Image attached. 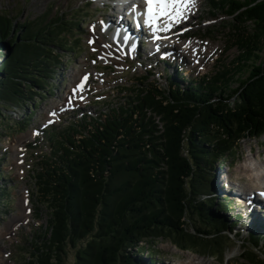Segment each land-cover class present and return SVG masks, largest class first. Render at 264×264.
Masks as SVG:
<instances>
[{"label": "trees", "instance_id": "1", "mask_svg": "<svg viewBox=\"0 0 264 264\" xmlns=\"http://www.w3.org/2000/svg\"><path fill=\"white\" fill-rule=\"evenodd\" d=\"M209 10L229 17V40L239 48L231 64L200 80L178 74L168 88L138 81L143 87H124L106 114L75 116L44 131L47 150L39 146L32 178L47 219L19 247L27 252L24 264H66L70 250L74 264H142L136 256L146 252L151 264L161 239L226 259L234 224L215 211L211 194L215 171L241 141L264 136V0H210ZM52 14L17 24L0 12V122L22 111L18 123L26 130L28 108L52 91L64 57L82 46V19ZM9 188L0 187V206H10ZM36 210L40 221L42 208ZM198 212L204 228L191 219ZM246 239L241 259L264 264V235L252 231Z\"/></svg>", "mask_w": 264, "mask_h": 264}, {"label": "rangeland", "instance_id": "2", "mask_svg": "<svg viewBox=\"0 0 264 264\" xmlns=\"http://www.w3.org/2000/svg\"><path fill=\"white\" fill-rule=\"evenodd\" d=\"M208 4L209 0H199L193 6L192 16H190L191 21L185 26L183 34L180 37L171 38L170 43L166 45L169 51L166 54L167 59L165 61L167 62L158 60L159 57L157 56L144 64L141 62L145 61V58L138 61H127L129 65L124 64L121 66L122 68L110 70L107 77L105 76L106 79H103L100 78V75H97V72L103 70L102 66L105 62L96 61L97 63L92 66L93 62L91 60H98L99 51L97 52L93 44H89V40L91 39L89 28L91 24H97L102 18L111 14V10L108 7H104L103 3L99 0H0V12L9 14L17 24L35 19L45 12L53 13L51 17L58 12L60 14L69 13V17L75 14L78 19H84L80 23V27H83L82 32H80L82 35L78 36L82 37L80 53L77 50L75 55L78 54V56L72 57L69 61V66L66 68L67 70L61 71V73L65 72V80L58 79L56 81L58 82L57 88L52 85L51 93H53L44 96L43 99H38L29 127L24 130L19 125L18 122L23 120L25 115L22 111L19 112L18 110L11 111L9 117L0 122V160L3 161L4 159L1 167L5 170V172H1L0 174H9L5 181L0 180V187L7 184L10 187L9 192L11 195L10 206L6 207L4 204L0 206V264H24L27 252L20 250L19 247L22 245L28 246L26 237L35 226L38 227L45 223L47 219L45 206L37 204L34 199L33 192L35 191V186L32 178V169L35 165L36 155L40 154L41 148L46 146L40 144L41 148L38 146L36 149H29V144L37 143L34 141V135L30 132L31 127L37 122H43L47 118V113L50 109H59L57 105L61 102L59 97L62 95L61 91L64 92L65 88L71 83L74 74H76V78H79V73L82 71L86 72L87 70H82L86 67L92 72V76L100 79L99 81L95 80L94 84L90 83L92 88L88 91L89 97L93 95L94 97L102 96V98L108 99L113 95L115 96L119 90L124 92L123 87H135L137 85L138 87H143L138 81H145L146 84L159 88H168L170 73H183L187 77V80L201 79V77H206L215 72L217 67L231 64V61L238 56L239 48L238 46H233V43L229 40V30L225 25V22L229 21V17L222 12L212 15L209 12ZM174 43L192 44L195 46V53L184 52L183 54L180 49L175 51L173 49ZM66 60L67 57H64V61ZM186 84L182 83V87H185ZM54 88H56V91H54ZM123 95L126 94L123 93ZM115 97L114 99H116ZM233 100L234 98L230 99L231 102ZM94 105L101 106L102 108L105 107L102 100H95ZM84 106L82 105V107ZM80 110L96 115V111L100 109L95 108L91 110L90 108H82ZM252 152L260 154V159L264 161V136L259 139L246 138L241 141L236 153L222 167L220 166V181L224 179V176H228L230 181L233 180V182L240 186L249 183V179L245 173L241 172L240 166L245 163ZM6 171L9 173H6ZM209 173V171H207V174L203 172L204 175H208L210 178ZM214 191L216 196L212 197V201L214 202L215 211L219 213L218 204L220 199L225 198V196L220 195L217 197L219 189L216 188V183ZM221 191L222 188L220 186ZM25 193L29 196L27 205L30 206V218L28 220H19L17 217L13 218L15 215L19 216L22 211L20 203ZM227 199L230 201L231 198L228 197ZM224 205L227 206L225 203ZM37 206L42 208L39 212V222L36 221ZM232 207L228 211L224 210L225 213L232 214L233 218L228 215L230 217L229 223H236L231 233L226 232L229 233L228 237H230V241L225 260L221 261L211 255H201L179 250L170 241L161 239L155 243L159 256H156L157 262L154 264H182L189 262L191 259H196L197 262L204 264H246L241 259V250L245 244V240H247L248 231L251 229L250 226V229L247 228L248 218L260 220L264 224V213H262V216L254 218L251 211L248 218L245 221H241L236 220L235 216L240 215V217H243L242 212L246 206L239 203V208ZM191 219H193L194 226H202L204 228V219L199 212L192 215ZM257 252L258 254H263L264 250H262L263 253ZM143 255H138L136 258L139 260L142 258L141 261L144 262L146 257ZM74 263L75 253L73 250H70L66 264Z\"/></svg>", "mask_w": 264, "mask_h": 264}, {"label": "bare ground", "instance_id": "3", "mask_svg": "<svg viewBox=\"0 0 264 264\" xmlns=\"http://www.w3.org/2000/svg\"><path fill=\"white\" fill-rule=\"evenodd\" d=\"M196 2H199V0H193V5H195ZM140 8H141V3L139 2V0H134L133 9L136 10ZM191 11H192V7L185 14L186 17L191 13ZM97 37L99 38V41L102 42L101 44L102 50L106 51L107 53L112 54L113 56L117 55L115 48L107 44L102 36H97ZM104 44H107L106 48L103 47ZM173 49L175 51L177 49H180L183 54L184 52L186 53L194 52L195 53V46H193L192 44L175 43V46L173 47ZM260 157H261L260 154H255L252 152L249 155L248 159L245 161V163H243L240 166L241 172L245 173V175L249 179V183H246L244 186H242V191L244 190V192L249 195L245 199L244 198L242 199L245 203V206H247L248 209L252 211L254 218H257L260 215L262 216V213H264V207L261 205V202L264 199V161L261 160ZM28 197L29 196L27 195V193L23 194V197L21 198V203H20L22 207V211L19 214V216L15 215L13 218L17 217L19 220H28L30 218L29 216L30 206L27 205L29 201ZM261 197H263V199H261ZM254 209L256 211H254ZM247 228H249V225ZM196 262H197L196 259H191L189 262L182 263V264H204L201 262H197V263Z\"/></svg>", "mask_w": 264, "mask_h": 264}, {"label": "snow or ice", "instance_id": "4", "mask_svg": "<svg viewBox=\"0 0 264 264\" xmlns=\"http://www.w3.org/2000/svg\"><path fill=\"white\" fill-rule=\"evenodd\" d=\"M146 10L143 16V24L148 27L154 40L161 39L159 35L161 31H170L174 24L179 23L182 19H186V13L193 6V0H144ZM164 23L161 24L160 21ZM124 41H128V37H123ZM93 41L89 40V44ZM85 76L83 81H87ZM82 90L84 83L79 85ZM55 113H53L54 115Z\"/></svg>", "mask_w": 264, "mask_h": 264}, {"label": "water", "instance_id": "5", "mask_svg": "<svg viewBox=\"0 0 264 264\" xmlns=\"http://www.w3.org/2000/svg\"><path fill=\"white\" fill-rule=\"evenodd\" d=\"M15 33H16V29H13V36L15 35ZM18 38H19V36H18ZM4 47H5L6 51L10 54L12 51V47L7 42L4 43Z\"/></svg>", "mask_w": 264, "mask_h": 264}]
</instances>
